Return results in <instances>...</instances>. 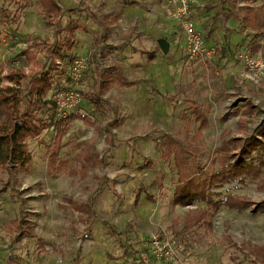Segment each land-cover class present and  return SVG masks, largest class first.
<instances>
[{
  "label": "rangeland",
  "instance_id": "rangeland-1",
  "mask_svg": "<svg viewBox=\"0 0 264 264\" xmlns=\"http://www.w3.org/2000/svg\"><path fill=\"white\" fill-rule=\"evenodd\" d=\"M57 2L59 23L49 25L39 0H0V66L4 73L26 71L24 97L31 76L56 61L47 101L63 91L80 93L81 106L71 113L90 117L98 131L79 119L70 123L60 153L64 168L50 165L48 147L56 133L48 128L27 140L29 168L0 170V264H138L148 247H173L172 264L257 263L253 250L264 246V212L222 206L210 227L186 230L185 217L206 206L175 205V162L164 161L160 142L198 130L192 102L209 120L202 130L201 168L210 167L227 140L256 133L264 122V35L242 29L241 9L232 0H197L191 19L210 53L201 58L188 52L182 22L167 16L168 0ZM73 20L81 24L74 47L55 58L52 50L67 41ZM161 40L169 43L167 53ZM26 51L38 63L33 70ZM77 61L86 62L75 76ZM112 63L135 84L113 85L101 94L94 86L98 72ZM49 109L51 104L36 115L50 124L56 107ZM88 157L100 163L82 170ZM260 182L264 170L258 179L214 190L215 200L237 195L264 202ZM14 222L18 227L10 234Z\"/></svg>",
  "mask_w": 264,
  "mask_h": 264
},
{
  "label": "trees",
  "instance_id": "trees-1",
  "mask_svg": "<svg viewBox=\"0 0 264 264\" xmlns=\"http://www.w3.org/2000/svg\"><path fill=\"white\" fill-rule=\"evenodd\" d=\"M14 4L27 5L30 0H10ZM44 10V19L49 25H56L62 14V9L57 0H39ZM243 2V5L239 4ZM261 2V5H255ZM234 9H241L239 17L243 30H252L256 35H264V0H232ZM243 6V7H241ZM81 28L78 21H71L66 27L68 39L65 43L58 45L52 50L55 58H64L61 51L65 48L70 51L74 47L76 32ZM149 55L153 60L154 54L142 51ZM24 56L34 62L32 70L38 67L34 56L27 51ZM56 61H52L46 72L38 76H31L27 87L26 96L23 94V80L29 75L25 70H10L4 73L0 66V170L20 171L26 170L33 163V155L29 150L27 140L29 138L39 137L41 132L48 128H53L56 133L54 142L50 149V165L54 168H64L66 161H60V153L63 149L62 140L67 134L70 123L74 120H81L87 126H93L98 131L91 118L78 113H71L64 119H56V112L50 116V124L46 120L38 117L37 111L48 107L55 109L52 100L47 101L49 93L54 89L52 74L59 67ZM95 81L96 88L101 94L106 93L113 85L131 86L124 77L119 66L112 63L104 71L98 72ZM8 83V85H5ZM97 84V85H96ZM26 102V104L24 103ZM90 101L96 105L97 99L91 96ZM194 113L199 122V128L196 132L186 131L184 139L175 138L169 135L163 136L160 145L162 147V158L164 161L175 162L177 174V185L174 189L175 205L187 206L193 201L204 203L206 207L191 211L184 220V228L191 230L196 227L211 226V221L222 206L238 211H243L253 206H257L258 212H264V202L254 203L249 198L237 195H226L221 199L215 200L214 190L223 187L226 184L237 180L258 179L264 170V160L262 152L264 151V122L259 126L254 135L245 138L229 139L222 145L216 158L212 159L210 167H200L199 160L204 154L202 145V130L208 126L209 120L206 111L200 109L192 102ZM23 105H28L22 110ZM257 153L256 158L254 154ZM84 158L82 170L89 163L96 165L100 161ZM58 163V164H57ZM63 163V165L61 164ZM264 189V182H260ZM218 196V195H217ZM17 222L8 228L10 234L15 233ZM257 263L264 264V246H256L253 250Z\"/></svg>",
  "mask_w": 264,
  "mask_h": 264
},
{
  "label": "built area",
  "instance_id": "built-area-1",
  "mask_svg": "<svg viewBox=\"0 0 264 264\" xmlns=\"http://www.w3.org/2000/svg\"><path fill=\"white\" fill-rule=\"evenodd\" d=\"M168 2L166 8L167 16L182 22L184 25L188 52L201 58L209 56L210 53L205 49V39L198 30L196 22L191 19L194 12L193 6H196L197 0H168ZM85 62L86 61L75 62L73 69L75 76H78V72L84 68L81 65ZM55 97L56 117L60 120L66 118L71 112L77 110L79 106H81V95L78 92L63 91L58 93ZM177 248L180 249V247ZM147 249L149 253L142 254L138 264H155V262L172 264L177 256V250L173 249V247H148Z\"/></svg>",
  "mask_w": 264,
  "mask_h": 264
},
{
  "label": "water",
  "instance_id": "water-1",
  "mask_svg": "<svg viewBox=\"0 0 264 264\" xmlns=\"http://www.w3.org/2000/svg\"><path fill=\"white\" fill-rule=\"evenodd\" d=\"M159 47L164 53H167L169 49V43L165 40H161L159 42Z\"/></svg>",
  "mask_w": 264,
  "mask_h": 264
}]
</instances>
